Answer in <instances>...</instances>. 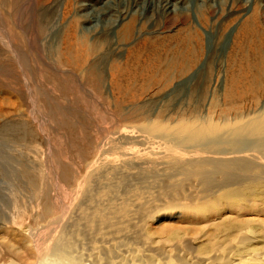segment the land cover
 Wrapping results in <instances>:
<instances>
[{
    "label": "rangeland",
    "instance_id": "1",
    "mask_svg": "<svg viewBox=\"0 0 264 264\" xmlns=\"http://www.w3.org/2000/svg\"><path fill=\"white\" fill-rule=\"evenodd\" d=\"M11 1L14 3L13 5L9 6L10 1L8 0V4H6L4 8L0 7V28H3L11 34L13 33L10 39L12 43H17L18 46L16 44L13 45H16L15 47H17L19 51L27 52L29 48V51H33L36 59L34 60L31 57L30 60H28L26 74L21 72V70L11 62V65H14L12 67L13 69L7 71L5 77H1L3 81H17L16 79L19 78V83H16V85L14 84V87H11V89L5 90L0 86V103H2L0 107V213L8 212V207L13 202L12 198L14 195H16L14 196L16 198L20 196L19 200L22 202H25V199L29 196L30 190L28 191L27 189L25 178L22 176L20 170H18L22 165H26L32 169L40 168L44 175L46 173L45 183L49 188V200L47 204H49L48 208H51H49L50 213L47 218L53 219L52 216H54L55 218L59 217L63 219L61 220L63 222L62 232L65 234L71 232L68 239L71 243L67 247V251H77L81 253L85 251L102 252L103 250V252H105L108 250L111 251L112 254L117 251L120 255L125 257L129 256V258L130 255H133L140 256L144 260H155L156 257H158V252L163 251L162 248L168 245L170 247L174 246L172 251L176 253H171V259L175 260L180 257L181 253H186L191 264H203L199 259L201 257L200 252H210L212 250L211 243L219 247L221 246L220 249L222 250L224 249L223 247L228 245L229 241H232L230 240L232 236L230 237L227 232H239V235L244 233H241L242 226L239 224L240 222L237 221L246 220L250 223L261 220V222H264V188L254 185H252V187L247 185L241 186V190L238 191L236 197L233 193L229 195V192L221 191L217 194L219 199L216 204H214V209L206 214L207 217L204 218L206 220L203 219L202 223L195 224L186 222L180 210L166 207V204L174 200L182 202L181 199H192L191 194H193V192L191 191V187L193 186L190 182L191 179L187 178V180H189L185 182L186 178L184 176L178 174H170L173 178L167 176L166 172L169 173L171 171L169 168H166L167 170L162 169L166 167L164 164L157 165L159 168L156 166L154 169H148L151 172L155 171V173L152 174L158 177H156V184H154L155 187L157 185V188H154L153 185L149 186L145 182L139 183L135 180L132 181V183L135 184L134 189L132 183L129 186V188L132 187L131 190L127 187L128 193L133 194L130 195V197L134 196L133 192L138 191L143 195L151 196L153 200L151 199L150 203L152 202V204L149 203L151 205H148L150 209L147 206L148 212L141 215V219L139 215L137 219H135L136 217L132 218L135 220L131 219L133 223L128 225L130 228L127 227L125 230L122 226L119 232L113 233L114 237L107 235V239L103 240L98 237L101 233L85 231V233L79 231L81 234L77 235L76 233L78 230H76L75 225L83 223L84 214H82L81 210L80 213L78 210L71 208V211L69 208L74 202L71 201V199L75 200V196L80 190L79 188H81H77L76 180L83 179L84 176L90 173V163H94L96 158L102 156L104 169L108 166V164H106L107 161H109V163L112 162L109 159L112 157L120 158L119 155L122 153L125 154V152L126 154H130L128 153L130 149L134 156L135 154L140 155L142 151L143 154L145 153L144 155L147 156H149L148 154L151 152L152 154H161L165 152L164 144L162 143H154L156 144L154 148L152 146L153 144L150 146L149 143L148 146V143H144L139 147L136 146L137 148L134 149L135 147H129L128 143L122 140V135L125 136L127 130L139 128L140 121L146 122L147 120L166 118L170 121L176 118H183L189 121L196 120L199 124H210L212 126L211 130H213L215 127H221L224 123L231 124V121H233L232 118L237 114L248 116L259 111L260 106L264 103V77H235L227 73L226 62L227 55L240 23L242 20L249 17L251 13H255L258 16L259 24L264 34V0H172L176 3L179 10L176 15L169 14L165 18L163 13L156 6V1L154 0H48L49 2L45 1V3H39L38 0V3L36 0ZM135 1L137 3V13L135 17L145 22L143 23L144 28L142 31H137L135 29L134 37L146 35L155 31L162 32L163 34H172L184 25V21H182L184 16L190 18L192 26L201 36L200 52L197 61L199 64L196 63L195 66L189 70L190 72L188 71L183 76L169 78L170 80H166L159 88L156 87L155 89L151 87L142 91L135 107L129 105L119 107L113 103L109 89V78H101L100 83L97 85L87 74H83L82 77L80 74H76L78 72H73L72 74V72L66 68H56L53 66V61L51 62L48 57L44 56L43 47L44 44L50 42V37L48 35L52 30L57 29L58 34L60 32L63 33L66 23L68 21H75L76 32H84L82 34L86 36L88 44L96 40V42H98L97 44L95 43V49L91 56L89 50V54L87 55L89 58L86 57L88 63H90V57L91 60L94 58L95 61H97L96 59L105 51L110 57L113 55L125 57L127 45L126 43L120 44L116 39L115 32L119 24L118 21H116L118 18L115 15L121 12V9L131 10ZM43 8H45L44 11L48 13V18H54V22L57 25L46 26V29L52 26V30L47 29L43 31L40 24L37 23V19L32 22V17L36 16L37 18V13L43 10ZM103 12L108 13L103 16ZM9 14L12 18H10ZM111 14H113V16H110ZM125 14H129V12H125ZM90 18L94 19L95 22L93 23L96 24V29L92 31H90ZM11 19L17 21L15 24L16 26L13 25ZM19 22L24 29H27V32H29L28 38L17 34V24ZM136 24H138V20ZM14 37L17 39H14ZM27 39H30L29 42ZM105 40H107V43ZM262 40L264 41L263 38ZM115 45L116 48H114ZM4 48L7 49L6 47ZM260 51L264 55V45ZM40 54L45 62L40 59ZM2 58L5 63L4 66L11 68V66H8L10 64H7L9 60H7L6 57ZM13 61L16 60L13 59ZM50 67L52 68L50 69ZM93 68L96 70L95 67ZM101 69L103 70V67L100 65L97 73H101ZM108 69H110L109 65H106V68L104 66L105 73H102L107 75ZM25 79L27 81H25ZM23 80L25 83H23ZM19 87L23 89L22 91L26 92L25 97H22V99L15 92ZM238 91H244V96L241 100H236V102H234L231 96L239 93ZM46 98L48 100H56L60 105L59 108L51 109L41 107L39 105L41 104L40 102ZM8 100L19 102L20 105L17 107H7L5 103ZM143 102L146 104L141 106ZM167 119L166 121H168ZM14 125L18 126L19 130H14ZM12 129L14 132L17 131L15 132L17 135L12 132ZM22 129L24 131L29 130L30 133L22 134ZM119 133L121 138L119 137ZM33 135H35V137H33ZM111 138L122 140V146L119 148L121 143L118 144V146H116L117 149L113 148V151L106 146L101 148L100 145L104 142H108ZM15 140H18L16 141L17 143L15 142L17 145L13 143ZM27 144H29L28 147L26 146ZM169 145L175 147L173 144ZM158 146L160 147L158 148ZM23 147L24 149L22 150L21 148ZM186 147L188 148L189 146ZM148 149L153 150H149L150 152H148ZM154 149H157L158 153L156 150L154 151ZM159 149L161 150L159 151ZM143 154L140 156L146 157ZM13 167H15V171H13ZM87 167L90 168L88 169ZM157 168L162 171H158ZM87 169L89 172H87ZM156 170L158 173H156ZM158 174L162 176L160 177ZM174 175H177L176 180ZM90 176H92V178L90 177L91 184V179L93 180L94 176L92 174ZM178 176L183 178L179 179ZM160 182H163L165 185L162 183L161 186ZM140 184L141 188L139 187ZM138 188L139 190H137ZM142 188L144 189L141 190ZM196 188L198 189V186H196ZM120 189L122 190V188ZM75 190H77V192ZM156 190H158V193ZM35 192V194L39 196L40 192ZM126 192L127 189L126 191L123 189V195L121 196L124 197L127 194L128 198H130L129 194ZM199 193L200 191H197L196 194ZM239 194L240 197L237 198ZM244 194L249 195L246 197ZM199 195L202 196L203 194L200 193ZM77 196H79V194ZM7 198L9 201H7ZM124 198L128 199L126 196ZM259 203L260 206L257 205ZM3 206H5V208ZM34 206L33 208H28V214L30 216L41 214L43 211L42 204L39 203ZM89 207H86L88 215H90L92 209ZM112 210L113 213L108 215H113L114 210L116 212L115 208ZM112 210L110 209L109 211ZM61 212H63V214ZM81 214L83 216H81ZM28 217L29 216L16 219L13 223L6 224L0 219V221H2L0 222V238L10 235L9 237L6 236L8 240L10 239L9 241L14 243L19 241L21 243V240L24 239L23 236H25V239L27 238L29 241L27 250H29L31 255H34V259L30 261V264H36L38 259L35 243L33 241L34 239L31 236V229H35L36 226L37 228L40 227L39 225H41L42 219L33 222L31 217ZM141 227L145 229L142 230L140 229ZM238 227L241 228L240 231ZM71 228L73 229L72 231L66 230ZM175 228H178L180 231H175ZM147 233H151V237L147 236L149 235ZM116 234L117 237H115ZM209 234L216 235V241L213 240L210 244H208V240H206V236ZM142 235L145 237L143 238ZM160 237L168 240H164L165 242L162 240V246H159L160 250H158L159 248L154 246V242ZM191 237L194 238V242L191 241ZM140 238L145 240L143 241L141 239L140 241ZM169 240H171V243H169ZM19 242H17V244ZM94 243L95 245H93ZM143 244L146 245L144 246ZM244 252L248 253V251ZM161 253L162 255H160ZM161 253L159 254L161 258H157L159 261L165 259L164 253ZM236 253H239L237 249L233 250L230 254L233 255ZM1 257L5 258L6 261L9 258L6 254H2ZM41 260V262H43V259ZM126 261H128V258H126Z\"/></svg>",
    "mask_w": 264,
    "mask_h": 264
},
{
    "label": "bare ground",
    "instance_id": "2",
    "mask_svg": "<svg viewBox=\"0 0 264 264\" xmlns=\"http://www.w3.org/2000/svg\"><path fill=\"white\" fill-rule=\"evenodd\" d=\"M9 1V6L14 4L11 0ZM45 1L48 0H38L39 3H45ZM154 1H156L155 4L163 13L164 18L169 14L176 15L177 11L179 10L176 6V3L172 0ZM6 4H8V0H0L1 8H4ZM133 4L134 6H132L131 10L121 9V12H118V14L115 15L118 18V20L116 21H118L119 24V27L115 32L116 39L120 44L126 43L127 45L125 57H119L116 55L110 57L105 51L98 59H96L97 61H95L94 58L91 60L90 57V63H88L87 58L89 57H87V55L89 54V50L91 56L92 52L95 49V45L98 42H96V40L88 44L86 36L82 34L84 32H81L80 30L78 31H80L81 33L76 32L75 21H68L65 25V31H62L63 33L60 32L58 34L57 29L52 30V26L50 28H47L48 30H52L49 35L47 34L50 37V42L44 44L43 47L44 56L48 57L51 62L53 61V66H55L56 68H66L67 70L72 72V74L73 72H78L76 74H80L82 77L83 74H87V76L92 78L97 83V85L100 83L101 78H109V89L110 94L112 95L113 103L119 107H123L126 105L135 107L137 105L138 97L140 96L142 91L151 87H154L155 89L156 87L159 88V86L169 78L185 75L197 63L200 52L201 36L198 31L192 26L190 18L185 16L182 20L184 21V25L172 34H163L162 32L155 31L146 35H139L137 37H134L135 29L137 31H142L144 28L143 23L145 21L139 20L135 17V14L137 13L136 1ZM44 9L45 8H43V10H40V12L38 11L39 13H37V18L36 16L32 17V22L36 21L37 19V23L40 24L41 29L43 31H46V26H54L56 24L54 22V18H48L49 15L46 11H44ZM104 12L103 16L108 13ZM125 12H129V14H125ZM110 16H113V14H111ZM10 18L12 17L10 16ZM137 20L138 24H136ZM11 22L13 23V25H15L17 21L11 19ZM93 22H95V20L90 18V31L96 29V24H94ZM17 29L18 35H23L28 38L29 32H27V29H24L20 22L17 24ZM12 34L4 30L3 28H0V86L4 90L11 89V87H14V84L16 85V83H19V78H15L17 81H3L1 78L3 76L5 77L7 71H11V69H13L12 67L14 65L12 66V63H14L17 68L21 70V72L26 74L28 60H30L31 57L34 60L36 59L34 57L33 51H29V48L27 52H25L21 50L19 51L18 48L15 47L17 43H12L10 39V36ZM98 37L102 38L100 36ZM15 38L16 37H14V39ZM262 38L264 39V34L263 29L259 24V18L255 13H251L249 17H247L245 20H242V22L240 23L235 38L231 44L226 62V71L228 74L242 78L264 77V55L260 51V49L264 45V41L262 40ZM29 40L30 39H27L28 42ZM105 41L107 43V40ZM13 44L16 45L14 46ZM4 47H6L7 49H5ZM114 48H116V45ZM2 57H6L7 60H9V63L7 64H10L8 66H11V68L4 66L5 63ZM13 59H15L16 61H13ZM40 59L43 60L42 55L40 56ZM106 62L109 64H107ZM100 65L101 67H103V70L101 69L103 73H105L104 66L106 68V65H109L110 69H108L107 75H104L101 71V73H97ZM93 67H95L96 70ZM51 68L52 67H50V69ZM25 81L27 80L25 79ZM25 81L23 80V83H25ZM22 90L23 89L21 87L15 90L16 94L21 99L26 95V92ZM243 96L244 91L239 92L234 96L232 95L231 99L236 102V100H241ZM40 103L41 104L39 105L43 108L58 109L60 106L56 100H48L47 98L43 99ZM145 104L146 103L143 102L141 106ZM1 105L2 103H0V107ZM5 105L7 107H17L20 105V103L8 100L6 101ZM255 113L248 116L237 114L234 118H232L233 121H231V124L224 123L221 127H215V129L213 130H211L212 126L210 124H199L196 120L189 121L183 118H176L170 121L167 118L166 119L168 121H166V119H153L147 120L146 122L140 121V124L138 126L139 128H136L134 130H127L125 132L126 135H122V140L128 143L129 147H135L134 149L143 145L144 143H148V146L149 143L150 146L153 144V148L154 145H156L154 143H162L164 144L165 152H162L161 154H152L151 152L148 154V152L153 150L148 149V152H146L149 156L144 155L145 153L143 154L142 151L140 155L143 154L144 156H146L142 157L138 154H135L134 156L133 152H131L130 149L128 151V153L130 154H126L125 152V154L122 153L119 155L120 158L112 157L111 159H109L112 162L109 163V161H107L106 164H108V166L104 169L102 156L96 158V160L94 159V163H90V173L84 176L83 179L76 180L77 188H81H79L80 190L76 194L75 200L71 199V201H74L71 204V206H73L71 207L69 205L70 209L73 208L74 210H78L79 212L81 210L82 214H84V216L81 214V216L84 217V221H82L83 223H78L75 225L76 230H78L76 234H81V231L97 232L101 233V235H98V237L105 240L108 236L112 237L113 233L119 232L122 226V228L126 230L127 227H129L128 225L130 223H133L131 221L132 218L136 217L135 219H137L138 215L140 218L141 215L146 214V212H148L147 206L152 204V202L150 203L152 197L139 193L137 191L139 190L138 188L136 190L137 192H133L134 196H131V198L130 195L133 194L128 193V188L133 180L138 181L139 183L145 182L149 186L153 185L154 188H157V185L156 187L154 185L156 184L155 179L157 175H153L155 173L154 170V172H151L148 169H154L159 164H164L166 166L165 167L164 165H161L165 167H161L162 169L169 168V170L172 172L168 173L166 172V169L165 172L167 176H171L170 174H178L184 176L186 180L187 178H190L192 180H190L193 186L191 187V191L193 192V194H191L192 196L190 195L192 199H181L182 202L174 200L166 204V207L177 208L178 210H180L181 214H183L184 220L191 224L200 222L202 223L203 219L207 217L206 214L210 213V211L214 209V204H216L217 200L219 199L217 194L221 191L229 192V195L233 193V195H235L236 197V195H238V191L241 190V186L247 185L252 187V185H254L256 187L261 186L264 188V103H262V105L260 106L259 111L256 114ZM14 127V130H19L18 126L14 125ZM12 132H14L13 129ZM22 132V134L30 133L29 130L24 131L23 129ZM33 137H35V135H33ZM119 137L121 138L120 133ZM122 140L111 138L108 142H104L100 146L101 148L106 146L113 151V148H116L118 144L121 143V145H119V148L122 146ZM16 141L18 140H15L13 143H15ZM169 144H173L175 147L172 146V149ZM28 145L29 144H27L26 146L28 147ZM186 146H189V149ZM24 147L21 149L23 150ZM159 147L160 146H158V148ZM155 150L156 152L158 151L157 149H154V151ZM160 150L161 149H159V151ZM158 168L157 170L159 171L160 169ZM14 169L15 167H13V171H15ZM88 169L87 172H89ZM18 170H20L22 176L25 178V183H27L28 187L27 189L28 191L30 190L28 194L29 196L27 197V199H25V202H22L19 200L20 196L16 198L14 197L16 195H14L12 198L13 202L8 207V212L0 213V219L4 221V224L13 223L16 219H22L26 216L31 217L33 222H36L38 219H42L41 225H39L40 223L38 224L40 227L37 228L36 226L35 229H31L32 234L30 232L32 238L34 239L33 241L36 247V255L38 259V262L36 264H191L190 259L189 257H187L188 255H186V253H181L180 257L176 258L175 260L171 259V253H176L172 251L174 246H164V244H167L168 241L167 243L163 244V251L158 252V257H156V259L161 258V256L159 257V254L161 252H163L165 256V259L160 261L158 259V261L156 259L144 260L140 256L133 255H130L129 258V256L125 257L123 255H120L119 253H117V251L112 254L111 251H108L106 249L105 252H103L104 250L102 252L85 251L81 253H78L77 251H67V247L71 243L68 240L71 232L66 234L62 232L63 222L61 220L63 219H60L59 217L55 218L54 216H52L53 219L47 218L51 208L49 207V209V204H47V201L49 200V188L45 183L46 173L44 175L40 168L32 169L26 165H22ZM158 171L156 173H158ZM161 171L162 170H160V172ZM91 174L94 176V179H91L92 183L90 184V177L92 178V176H90ZM161 174L158 175L160 177L164 175ZM174 176L176 180L177 175ZM181 176H178V178H183ZM171 177L173 178V176ZM186 180L185 182H188L189 179L187 181ZM180 181L183 182L182 180ZM162 183L160 182L161 186ZM133 185L134 189L135 184ZM196 186H198V189L196 188ZM139 187L141 188V184ZM120 188H122V190ZM131 188L129 189L131 190ZM123 189L124 191H126L127 189L126 193L129 194L130 198H128L127 194L125 196L128 199L124 198L125 196H121L123 195ZM143 189L144 188H142L141 190ZM35 191L40 192L39 196L35 194ZM75 191L77 192V190ZM156 191L158 193V190ZM197 191H200V193L203 195L200 196V193L196 194ZM78 194L79 196H77ZM248 195L244 194V196L246 197ZM239 197L240 194L239 196H237V198ZM7 201H9L8 198ZM39 203L42 204V213L38 215L33 213L34 215L30 216L28 214V208H33L35 207V204ZM257 205L260 206V203ZM87 206H90L92 208L90 211V215L87 214ZM3 207L5 208V206ZM114 208L116 209V212L114 210L113 215H108L110 213H113L112 209ZM148 208L150 209L149 206ZM110 209L112 211H109ZM63 212L61 213L63 214ZM237 222H240L239 224H241L242 226V229L238 227V230L240 231L241 229V233L244 232L246 234L243 233L244 235H239V232H227V234L229 233L230 237L232 236V238L230 239L232 241H229L227 246L224 245L225 247H223L224 249L222 250L220 249L221 246L219 247L211 243L216 239L215 234H209L208 236H206L208 244L211 243L212 250H209L210 252H200L201 257L199 259L203 264H264V222H261V220L250 223L246 220H239ZM143 227H141L140 229H145ZM66 230L72 231L73 229L71 228ZM174 230L178 231L179 229L175 228ZM147 234H149L147 235L149 237H151L152 235L151 233ZM6 236L0 238V264H30V261H33L34 259V255H31L29 250H27V247L29 246V241L27 240V238L25 239V236H23L24 239L21 240L22 242L20 243L19 241H17L19 242L17 244V242L14 243L9 241L10 239L8 240L7 237H9L10 235L7 237ZM115 237H117V234ZM144 237L145 236H143V238ZM162 237L158 238L157 241L154 242V246H156V248L162 246V240H168L163 239ZM191 238V241L194 242V238ZM141 239L142 238H140V241ZM169 243H171V240H169ZM93 245H95V243ZM236 249L239 251V253L233 255L230 254L233 250ZM158 250H160V248ZM244 251H248V253H245ZM2 254H6V256L9 257H7V261L5 260V258L1 257ZM160 255H162V253ZM2 258L6 262L3 261ZM126 258H128V261H126ZM41 259H43V262H41Z\"/></svg>",
    "mask_w": 264,
    "mask_h": 264
}]
</instances>
